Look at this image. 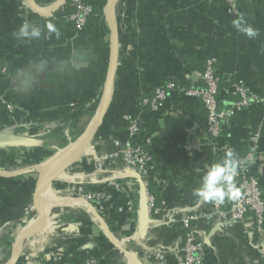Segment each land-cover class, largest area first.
<instances>
[{
  "label": "crops",
  "instance_id": "1",
  "mask_svg": "<svg viewBox=\"0 0 264 264\" xmlns=\"http://www.w3.org/2000/svg\"><path fill=\"white\" fill-rule=\"evenodd\" d=\"M32 1L46 9L59 0ZM87 1H100L103 9L79 32L66 21L64 6L44 18L25 0H0V264H9L20 237L14 264H159L154 257L159 251L165 264H177L185 233L170 221L188 215L199 217L193 229L206 240L203 264H264V230L258 233L252 218L223 225L226 217L215 215L213 203L193 195L208 166L230 149L244 160L255 136L254 173L264 193V102L233 115L220 137L211 139L201 102L182 93L202 86L206 60L214 59L221 78L241 80L264 99V0H237L234 11L227 0H118L112 11L118 57L109 106L89 149L59 174L79 181L50 179L49 194L57 197L34 225L46 205V182L41 193L37 188L42 170L80 144L106 91L108 0ZM25 21L40 27L39 39L13 36ZM236 21L259 35L249 39ZM167 83L178 88L156 109L142 104ZM228 88L223 85L219 94L223 107L235 99ZM130 122L139 127L138 142L153 159L152 206L136 174L120 160L107 163L103 181L88 175L96 171L97 155H111L115 142L128 141ZM80 186L108 198L88 200L86 192L75 190Z\"/></svg>",
  "mask_w": 264,
  "mask_h": 264
},
{
  "label": "built area",
  "instance_id": "2",
  "mask_svg": "<svg viewBox=\"0 0 264 264\" xmlns=\"http://www.w3.org/2000/svg\"><path fill=\"white\" fill-rule=\"evenodd\" d=\"M236 1L227 0L230 11H234ZM69 2L74 9V13L68 16L66 21L74 26L75 31L80 32L88 24L89 18L93 16L91 6L87 0H70ZM201 79L202 86L188 88L182 93L186 97H192L201 102L206 111V132L211 139L220 137L223 128L233 115L264 102V99L251 91L243 81L221 78L218 75L214 59L206 60ZM223 85H227L229 87L227 92H231L235 97L226 107L221 106L219 102V94ZM177 88L173 83L159 86L154 92V98L150 101L143 100L142 104H150L152 109H156ZM6 108L10 113L13 112V106L7 104ZM127 133L128 141L124 145L115 142V152L101 160L109 163L120 160L128 170L142 179L147 189L148 178L154 170L153 159L149 151L143 149L138 142L140 131L135 122L129 123ZM258 151V137L255 136L250 139L244 155V162L239 169V183L235 184L239 195L235 198H225L222 204L213 203V207L215 215L226 217L223 225L242 223L245 219L252 218L256 231L261 233L264 230V193L260 187L259 179L254 173ZM87 199L91 200L92 196L88 195ZM147 199L152 206L153 198L149 196L148 190ZM198 218L195 215H188L179 221H170V224L178 225L185 233L177 264H203L206 253V240L199 239L193 229V223ZM260 250L264 254V244L261 245ZM154 257L159 264H165L162 251L157 252ZM86 264H94V261H87Z\"/></svg>",
  "mask_w": 264,
  "mask_h": 264
},
{
  "label": "water",
  "instance_id": "3",
  "mask_svg": "<svg viewBox=\"0 0 264 264\" xmlns=\"http://www.w3.org/2000/svg\"><path fill=\"white\" fill-rule=\"evenodd\" d=\"M69 1L70 0H59L56 4L52 5L51 7H48L46 9H39L34 5L32 0H25L26 5L29 9H31L34 13H37L44 18H50L53 12L65 6ZM117 1L118 0H108L104 8V14L106 16V20L109 26L110 38H111V60H110L109 72L107 77V86H106L103 102L100 106L98 113L92 120V124L88 133L86 134L84 139L80 142V144L66 158L57 159L54 162L48 164V166H46L45 169L42 170L37 185L38 192L40 193H41L42 185L45 181L50 180L53 177L58 176L60 173L66 171L68 167H70L74 162H76L77 159H79L81 155L89 149V146L91 145L93 139L95 138L96 133L102 123L103 117L107 111L113 92V83L116 73L117 57H118V33H117L115 20L112 14L113 6ZM1 139L2 137L0 135V140ZM137 179L140 184L142 194L146 199L147 189L142 179L139 176H137ZM43 219H44L43 213L36 215V218L34 220V225L39 226L42 223ZM22 239L23 238L20 237L16 241L14 247V253L11 257L9 264L15 263L17 250Z\"/></svg>",
  "mask_w": 264,
  "mask_h": 264
},
{
  "label": "clouds",
  "instance_id": "4",
  "mask_svg": "<svg viewBox=\"0 0 264 264\" xmlns=\"http://www.w3.org/2000/svg\"><path fill=\"white\" fill-rule=\"evenodd\" d=\"M234 26L249 39H255L259 35L257 29L251 26H243L242 21L234 22ZM47 27L49 31H55L52 24H48ZM41 34L39 26L25 21L13 33V36L18 40L30 41L39 39ZM243 162V160L238 159L234 150H228L226 156L221 161L208 166L207 171L201 178L200 187L193 190V195L201 202L214 204H222L227 197H237L239 192L233 180L238 164H242Z\"/></svg>",
  "mask_w": 264,
  "mask_h": 264
},
{
  "label": "rangeland",
  "instance_id": "5",
  "mask_svg": "<svg viewBox=\"0 0 264 264\" xmlns=\"http://www.w3.org/2000/svg\"><path fill=\"white\" fill-rule=\"evenodd\" d=\"M52 152L54 153V154H56L57 152H59V148L57 149V150H52ZM113 154V153H112ZM108 155H105L104 156V158H102L103 156H98L97 155V159H99L98 161H96V171H93V173L91 172L90 174H88V173H85V172H83V173H85V174H83V175H92V174H95L96 175V177H97V179H99L100 181H103L102 179L104 178V174H105V172L107 171V168L109 167V166H107V163L108 162H106V161H103V160H101V159H105V157H107ZM112 159H117V158H112ZM114 163V161H112L111 162V165ZM108 165H110V163L108 164ZM130 171V170H129ZM95 172V173H94ZM113 188L114 189H117L116 191H121L122 190V188H120V186L119 185H114L113 186ZM75 190H79L80 192L81 191H83V192H86L87 194L86 195H84L85 196V198H87V196L88 195H90V196H92V199L94 200V199H96V200H98V198H99V200H107V194H105V193H103V192H99V193H96V195H92V194H90V193H88V191H91V193H93L92 191V189L90 190L89 188H87V187H85V186H80L79 187V189L76 187V189ZM105 197V198H104ZM91 199V200H92ZM65 216H71V213L69 212V213H66L65 214Z\"/></svg>",
  "mask_w": 264,
  "mask_h": 264
},
{
  "label": "bare ground",
  "instance_id": "6",
  "mask_svg": "<svg viewBox=\"0 0 264 264\" xmlns=\"http://www.w3.org/2000/svg\"><path fill=\"white\" fill-rule=\"evenodd\" d=\"M76 148V146H72L69 150H64L60 153L61 158H64L68 155H70V153ZM58 158H59V154H58ZM56 179H61V180H68V181H79L76 176H71V175H58L56 176ZM86 179V177L82 178L81 181H84ZM88 179V177H87ZM46 182V205H45V209L43 211V216L45 217V215L48 213L50 207H51V202L57 197V193H53L52 195H50V191H51V183L50 180L45 181ZM33 228V224L31 223L25 230L26 233H28L31 229Z\"/></svg>",
  "mask_w": 264,
  "mask_h": 264
},
{
  "label": "trees",
  "instance_id": "7",
  "mask_svg": "<svg viewBox=\"0 0 264 264\" xmlns=\"http://www.w3.org/2000/svg\"><path fill=\"white\" fill-rule=\"evenodd\" d=\"M90 6H91V9H92V12H93V15H96V14H100L101 12H102V9H103V5H102V3H100V1L99 2H92L91 4H90ZM63 12L66 14V15H68V16H70L71 14H73L74 13V9L71 7V3L70 2H68L65 6H64V8H63ZM93 18V16L92 17H90L89 18V20H91ZM72 28H74V26L72 25ZM238 178L240 179V176H238ZM235 184V183H234ZM238 184V183H237ZM147 190H148V193H149V195H152V192H151V184L148 182V185H147ZM152 196H154V195H152Z\"/></svg>",
  "mask_w": 264,
  "mask_h": 264
}]
</instances>
